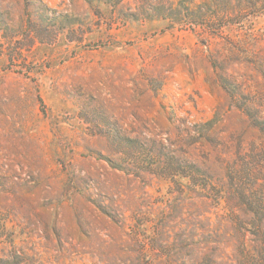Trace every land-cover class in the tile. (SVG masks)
Listing matches in <instances>:
<instances>
[{"label":"rangeland","instance_id":"rangeland-1","mask_svg":"<svg viewBox=\"0 0 264 264\" xmlns=\"http://www.w3.org/2000/svg\"><path fill=\"white\" fill-rule=\"evenodd\" d=\"M252 117L264 4L0 0V264H261Z\"/></svg>","mask_w":264,"mask_h":264},{"label":"trees","instance_id":"trees-1","mask_svg":"<svg viewBox=\"0 0 264 264\" xmlns=\"http://www.w3.org/2000/svg\"><path fill=\"white\" fill-rule=\"evenodd\" d=\"M258 4H264V0H246L247 9L254 10ZM252 119L254 120V117H252ZM253 125L257 128H262L264 131V126H262V123H259L257 120H254ZM234 179L236 180V177H233V180ZM262 181L264 182V179H262ZM262 194L263 196L258 202L249 203L247 208H250L249 210L255 213V221L258 223V229L260 228L257 236L260 242L259 253L261 254L263 260L261 264H264V193ZM256 264L259 263L257 262Z\"/></svg>","mask_w":264,"mask_h":264}]
</instances>
